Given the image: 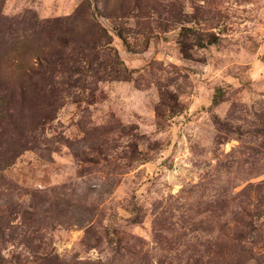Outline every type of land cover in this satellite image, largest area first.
<instances>
[{
    "label": "rangeland",
    "instance_id": "374dc122",
    "mask_svg": "<svg viewBox=\"0 0 264 264\" xmlns=\"http://www.w3.org/2000/svg\"><path fill=\"white\" fill-rule=\"evenodd\" d=\"M0 264H264V0H0Z\"/></svg>",
    "mask_w": 264,
    "mask_h": 264
}]
</instances>
